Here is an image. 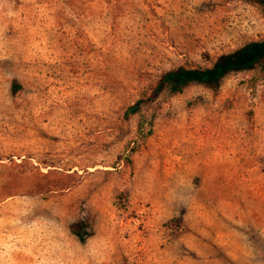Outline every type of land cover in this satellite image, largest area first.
<instances>
[{"label": "rangeland", "instance_id": "rangeland-1", "mask_svg": "<svg viewBox=\"0 0 264 264\" xmlns=\"http://www.w3.org/2000/svg\"><path fill=\"white\" fill-rule=\"evenodd\" d=\"M263 0H0V264H264Z\"/></svg>", "mask_w": 264, "mask_h": 264}, {"label": "trees", "instance_id": "trees-1", "mask_svg": "<svg viewBox=\"0 0 264 264\" xmlns=\"http://www.w3.org/2000/svg\"><path fill=\"white\" fill-rule=\"evenodd\" d=\"M261 4L264 5V0ZM260 63H264V40L250 41L232 52L220 54L209 67L178 66L162 73L149 95L136 101L128 112L130 114L139 112L141 106L151 103L164 90L170 95H176L189 85L216 89L226 76L251 70Z\"/></svg>", "mask_w": 264, "mask_h": 264}]
</instances>
